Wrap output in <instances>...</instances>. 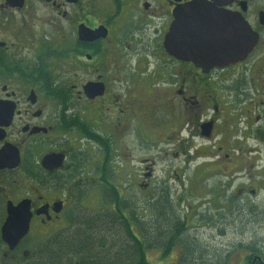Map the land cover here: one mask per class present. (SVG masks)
Here are the masks:
<instances>
[{
    "label": "flooded vegetation",
    "instance_id": "1",
    "mask_svg": "<svg viewBox=\"0 0 264 264\" xmlns=\"http://www.w3.org/2000/svg\"><path fill=\"white\" fill-rule=\"evenodd\" d=\"M262 148L264 0H0V264H115L110 250L64 258L60 232L84 214L121 215L145 259L176 247L180 264L192 241L176 226L199 214L217 227L212 210L241 221L217 264H264L259 222L241 220L260 209ZM132 187L139 207L124 201ZM18 206L27 231L12 244L3 226ZM157 225L170 249L146 246Z\"/></svg>",
    "mask_w": 264,
    "mask_h": 264
},
{
    "label": "trees",
    "instance_id": "2",
    "mask_svg": "<svg viewBox=\"0 0 264 264\" xmlns=\"http://www.w3.org/2000/svg\"><path fill=\"white\" fill-rule=\"evenodd\" d=\"M79 220L80 221L75 226V231L77 232V234L72 238L68 237L67 243L60 246L63 251H67L64 257L67 260H70V257L74 254L84 253L83 258L85 260L92 258L93 260L95 259L96 261H98L97 259H99L101 261L103 255H105V257L107 258L110 250V253L114 252L115 264H150L148 261H146L144 256V244L141 243L138 238H136L132 230L129 228V224L127 222L125 223L121 215L116 216L114 224H109L107 219H96L87 214H84L82 219ZM137 227L138 234L140 235L139 223H137ZM182 231L183 230L180 223L178 224V226H176L175 232L173 230L174 234L177 233V235H181L182 233H184L185 235V231ZM174 234L172 233V230L161 228L157 225L153 233H148V244L146 246H148L149 248L154 247L155 244H158L160 241L163 242L162 244H165L164 247L170 249V245H167L166 242H170L168 238L171 239ZM77 239L79 240L76 241ZM103 246H105L104 250ZM65 247L66 249H64ZM185 248V256L180 264H187L188 261L190 262L191 255L189 256V253H194L189 249L195 248L194 246H185ZM42 255L43 257L39 259V263H64L63 260L59 259V255L56 256V259L52 258L51 262H49V258L45 259V254Z\"/></svg>",
    "mask_w": 264,
    "mask_h": 264
},
{
    "label": "rangeland",
    "instance_id": "3",
    "mask_svg": "<svg viewBox=\"0 0 264 264\" xmlns=\"http://www.w3.org/2000/svg\"><path fill=\"white\" fill-rule=\"evenodd\" d=\"M148 154L149 155L155 154V149L149 150ZM258 157L262 159L264 158V148L261 149L260 155ZM132 164L134 166V162H132ZM156 171L158 172V168ZM128 190H129L128 193H126V196L124 197V201L130 204L129 206L135 207L137 206V203H135V198H134V196L137 195L135 188L132 187V189L129 188ZM258 201L260 203V209L258 214L249 215V217L248 215H244L241 218V220L245 218L243 221V225L247 222V224H245L244 226L248 228L246 232L253 230V227L256 226L253 224L259 222V226H261L259 228L262 229V231L259 230V235L263 236L264 235V194L260 193ZM137 207H139V205ZM182 210L183 208H181L180 210L181 213ZM138 216L139 215H136V217ZM208 216L212 217V219L216 221L217 227L213 225L210 227H201L202 224L197 225L199 222V220H197V218L199 219V214L197 215L192 214L191 223H188L189 228L185 231V237L188 239V241L190 240L192 242H189L188 245H186V247L194 246L195 248L193 249L194 253L191 256V260L190 262L188 261L187 264H214L217 261V259L218 260L225 259L226 257L224 255V251H228L230 250V248H233L234 246H231V244L235 241L236 238H238L236 233L238 232L239 226H241L240 225L241 221L237 219L236 214H231V213L229 214L225 212L218 213L212 210V212H210ZM223 216L225 217L226 221L221 220ZM253 219L255 220L252 224L251 221ZM219 225L221 230L218 231ZM132 231L134 234H136V230H132ZM154 231L155 228L152 231H149V233H153ZM60 233H62V236L66 238L68 237L72 238L77 234L75 229H69V228L62 230ZM246 235L248 234L246 233ZM227 241L229 244H225V242ZM64 249H66V247ZM177 253L178 250L176 249V247L172 250V252L168 256H165L166 253H164L162 257L160 251L151 250L146 252V259L150 264H174V260L177 257L176 255ZM56 256L58 255H54L53 258L56 259ZM46 258L47 257L45 256V259ZM219 258H223V259H219ZM59 259L60 260L63 259L62 254H59ZM37 264H45V262H41V263L38 262ZM215 264H217V262Z\"/></svg>",
    "mask_w": 264,
    "mask_h": 264
},
{
    "label": "water",
    "instance_id": "4",
    "mask_svg": "<svg viewBox=\"0 0 264 264\" xmlns=\"http://www.w3.org/2000/svg\"><path fill=\"white\" fill-rule=\"evenodd\" d=\"M244 39L246 40V34L244 33ZM165 46L168 52L174 54L173 49V37L172 30L168 34L165 40ZM253 43H244L242 47H239L237 51L229 55V57L234 58H243L249 50L252 48ZM182 54H188V50H180ZM50 159V156L45 157L43 162H47ZM29 214L22 211L21 206L15 207L14 210L8 212V218L3 226V235L7 241L12 240L15 244L17 240L26 233L27 229V220ZM12 245H10L11 247Z\"/></svg>",
    "mask_w": 264,
    "mask_h": 264
},
{
    "label": "bare ground",
    "instance_id": "5",
    "mask_svg": "<svg viewBox=\"0 0 264 264\" xmlns=\"http://www.w3.org/2000/svg\"><path fill=\"white\" fill-rule=\"evenodd\" d=\"M145 235V234H144ZM147 250V249H146Z\"/></svg>",
    "mask_w": 264,
    "mask_h": 264
}]
</instances>
